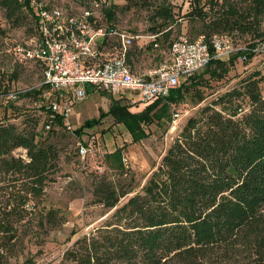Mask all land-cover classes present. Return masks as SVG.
Masks as SVG:
<instances>
[{
    "label": "trees",
    "instance_id": "1",
    "mask_svg": "<svg viewBox=\"0 0 264 264\" xmlns=\"http://www.w3.org/2000/svg\"><path fill=\"white\" fill-rule=\"evenodd\" d=\"M123 1L125 8L147 9L152 47L169 40L170 25L176 20L169 0ZM188 5L182 16L197 24L193 37L236 35L245 38L243 47L224 58H210L199 73L181 79L167 95L140 109H130L137 103L129 104L123 95L112 96L105 111L99 110L96 117L71 130L73 136L79 138L108 117L136 142L147 134L143 126L165 115L171 119V106L186 99L193 105L202 102L206 94L201 88L222 78L234 60L249 61L257 53L253 49L262 44L258 53L264 54L260 27L264 0H188ZM21 8L33 22V13L23 1L0 0L4 18L13 25L21 23ZM113 8L110 2L102 10L111 28ZM133 55L126 50L130 71ZM262 69L238 76L229 89L185 117L137 190H133L131 176L122 175L120 148L104 153L102 158L113 171L92 173L89 192L92 203L111 213L89 232L73 238L52 264H264ZM43 88L40 85L22 94L38 95ZM39 105L44 124H49L42 133L34 131L36 119L27 113H17L22 117L18 124L9 121L8 116L16 114L12 108L6 113L5 105L0 115V264H8L24 240L39 241L38 232L46 234L63 220L55 208L42 202L45 184L59 169L60 153L52 128H63V121L50 115L41 101ZM17 148L23 156L12 153Z\"/></svg>",
    "mask_w": 264,
    "mask_h": 264
},
{
    "label": "rangeland",
    "instance_id": "2",
    "mask_svg": "<svg viewBox=\"0 0 264 264\" xmlns=\"http://www.w3.org/2000/svg\"><path fill=\"white\" fill-rule=\"evenodd\" d=\"M40 1L46 5L57 6L69 13H79L91 7L92 0ZM110 2L116 8H113L114 17L109 23L116 30L133 36L126 48L135 53L129 63L133 73L143 75L165 60L167 43L177 34H184L189 39L195 38L193 33L197 29V24L189 23L182 16L189 9L188 0H169L176 20L170 25L172 32L169 40H160L157 47L149 44L151 33L147 28L150 27L151 22L146 19L147 9L144 7L125 8L123 0H104L97 7H91L96 22L105 24L102 10L108 7ZM20 11L21 23L13 25L4 18V13L0 9V115L3 114L5 105L7 106L6 113L10 111V108L16 114L21 111L27 113L36 119L34 131L42 133L45 130L43 128L45 118L43 111L40 110V94L32 96L22 94L40 86L39 66L31 60H22L14 50L16 44L22 43L30 35L33 27L29 13L23 8ZM260 27L264 32V17ZM229 39L235 49L242 48L244 45V37L234 35ZM105 45L101 48L105 57L115 54L116 41L113 37L109 38ZM256 52L249 61L234 60L222 78L211 80L207 87L203 86L201 89L206 94V98L199 104L193 105L186 99L170 107L171 119H167L165 115L156 123L143 126L147 134L136 142H131L124 128L113 124L108 117H102L97 125L86 130L87 133L83 131L79 138L71 134V130L79 126L83 120L96 117L99 110L105 111L112 97L107 93L94 91L87 87L85 97L72 107L67 121L70 128L67 129L64 126L63 128L56 126L52 128V133L56 137L54 142L60 153L59 169L53 174V180L45 184L42 202L45 207L55 208L57 215H60L63 220L47 230L46 234L38 232L36 237L39 241L33 240L34 238L24 240L21 251L17 252L15 257L9 258L8 264H52L59 259L61 251L70 244L73 238L101 224L109 216L111 210L91 202L89 181L92 173L107 174L113 171L106 165L102 155L119 147L120 162L122 158L125 160V164L122 163V175L126 179L131 176L133 190H137L152 167L158 163L161 154L177 133L185 117L192 114L196 107L203 105L210 97L229 89L238 76L252 69L263 68L264 54ZM199 72L200 70L195 74ZM11 92L15 93L14 98L7 97V94ZM121 93L125 99L137 101L135 93L129 91ZM141 105L143 104L137 103L129 108L137 110ZM16 114L12 113V116L8 117L9 121L18 124L22 117ZM78 141L89 145L91 152L80 157L76 148ZM12 153L23 156V150L20 148L14 149Z\"/></svg>",
    "mask_w": 264,
    "mask_h": 264
},
{
    "label": "built area",
    "instance_id": "3",
    "mask_svg": "<svg viewBox=\"0 0 264 264\" xmlns=\"http://www.w3.org/2000/svg\"><path fill=\"white\" fill-rule=\"evenodd\" d=\"M21 1L32 11L34 21L30 35L14 50L22 60L39 66L40 85L44 87L40 93L42 107L50 115L61 117L67 129L72 107L85 97L87 87L110 96L133 92L137 101H126L145 104L167 95L169 89L201 70L210 58H224L235 51L224 34H212L204 40L201 35L189 39L179 33L170 41L166 59L139 75L130 71L125 62L126 48L133 36L94 20L91 7L104 0L91 1V7L79 13H69L40 0ZM111 37L116 41V52L105 57L101 48L106 45L100 46V42L108 43ZM262 49L263 44L253 50ZM15 96L7 94L8 98ZM43 127L47 129L49 124ZM76 148L80 157L91 152L83 142L78 141ZM122 163L125 164L123 158Z\"/></svg>",
    "mask_w": 264,
    "mask_h": 264
}]
</instances>
